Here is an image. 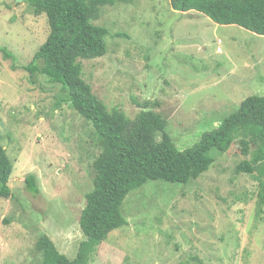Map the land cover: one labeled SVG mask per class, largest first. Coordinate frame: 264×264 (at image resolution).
Returning <instances> with one entry per match:
<instances>
[{
	"label": "rangeland",
	"instance_id": "obj_1",
	"mask_svg": "<svg viewBox=\"0 0 264 264\" xmlns=\"http://www.w3.org/2000/svg\"><path fill=\"white\" fill-rule=\"evenodd\" d=\"M94 23L110 34L104 56L82 60L93 92L130 118L150 101L182 149L248 96L264 95V36L244 27L180 13L170 0L107 5ZM49 34L47 14L28 0H0V144L14 162L12 194L0 196V264H41V233L71 258L85 238L79 220L101 147L93 124L61 100L62 86L24 67ZM211 154L215 162L197 179L150 180L132 191L123 204L128 224L89 264H264L258 180L236 171L248 156L238 142ZM29 173L39 193L27 188Z\"/></svg>",
	"mask_w": 264,
	"mask_h": 264
},
{
	"label": "trees",
	"instance_id": "obj_2",
	"mask_svg": "<svg viewBox=\"0 0 264 264\" xmlns=\"http://www.w3.org/2000/svg\"><path fill=\"white\" fill-rule=\"evenodd\" d=\"M28 1L37 15L47 14L50 34L24 67L30 76L40 72L50 82L62 86L67 94L61 100L93 124L101 147L93 162V187L86 193V205L80 215L85 238L77 255L71 258L60 252L52 238L41 233L37 241V249L42 252L41 264H89L110 233L128 224L123 204L132 191L150 180L188 183L197 179L215 162L211 151H228L234 142L248 156L236 166V171L255 175L258 213L264 211V95L248 96L237 110L205 131L198 142L182 149L173 139L169 120L149 108L150 101L135 118H130L120 108H109L84 78L82 60L102 57L108 50L106 37L110 30L94 23L102 8L136 0ZM170 3L180 13L200 12L218 24L238 25L264 36V0H170ZM3 50L15 60L11 52ZM13 169L12 158L0 144L1 197L12 194ZM25 182L31 192H40L35 173H29Z\"/></svg>",
	"mask_w": 264,
	"mask_h": 264
}]
</instances>
